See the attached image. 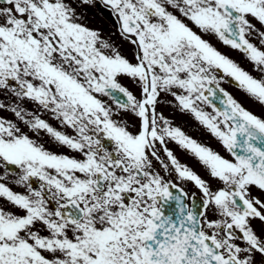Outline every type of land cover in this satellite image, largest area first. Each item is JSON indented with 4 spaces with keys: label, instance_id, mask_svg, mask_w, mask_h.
I'll return each instance as SVG.
<instances>
[{
    "label": "snow or ice",
    "instance_id": "6c2138e0",
    "mask_svg": "<svg viewBox=\"0 0 264 264\" xmlns=\"http://www.w3.org/2000/svg\"><path fill=\"white\" fill-rule=\"evenodd\" d=\"M98 2L131 58L81 22ZM226 79L264 106V0H0V264H264V117Z\"/></svg>",
    "mask_w": 264,
    "mask_h": 264
},
{
    "label": "flooded vegetation",
    "instance_id": "af4514ba",
    "mask_svg": "<svg viewBox=\"0 0 264 264\" xmlns=\"http://www.w3.org/2000/svg\"><path fill=\"white\" fill-rule=\"evenodd\" d=\"M91 7L94 8V12L96 15H98V10L96 6H85L82 7V13H84L86 17V26H88V19L90 17V10ZM101 24V25H100ZM106 20L102 23L99 21V31L103 34L106 30ZM90 27V23H89ZM259 27V25H257ZM116 33V37L119 42L124 43L119 35V32L117 30V27L114 29ZM207 40H210V42L219 50L221 53L227 55L231 59H233L235 62H237L242 68L248 70L253 76H257L258 73L253 71V65L250 63L244 56L243 53H241L239 50H233L230 48V46L223 45L222 42H219L215 37L213 36H205L204 37ZM120 49L123 54L131 58L132 52H131V46L127 43L124 45H119ZM124 84H126L130 90H132L134 93L138 94V90L132 85V82L129 80H124ZM221 87H223L227 92H229L238 102L242 104L243 107H245L246 110H250L257 116L264 117V106H261L259 102H254L253 99H251L244 91L240 90L234 82L230 80H225ZM166 102L162 101V107L161 110L164 112V114L169 117L172 121L174 126L180 127L189 137L194 138L201 144L208 146L209 148L215 150L216 152L220 153L223 156H228V153L224 150L220 142L213 137L203 126H201L191 115L183 114L181 113L177 108L174 106H165ZM45 119H48V117L45 115ZM53 125L56 124V121H50ZM42 142L45 144L46 147L49 149L56 151V152H67L68 150L66 148H57L56 144L49 140L47 136H45L43 133H41ZM168 147L173 150L174 154L177 156L179 161L183 164H186L189 166L192 170L197 172L199 175L202 176L204 179H208V174L205 168L198 162V160L189 154L186 150L181 149L175 142H171L168 144ZM163 155V153H161ZM159 167V165H157ZM213 186H216V182L213 181ZM189 189L193 192H197V195H199L198 191L191 185H188ZM15 191H23L22 188H15Z\"/></svg>",
    "mask_w": 264,
    "mask_h": 264
},
{
    "label": "rangeland",
    "instance_id": "374dc122",
    "mask_svg": "<svg viewBox=\"0 0 264 264\" xmlns=\"http://www.w3.org/2000/svg\"><path fill=\"white\" fill-rule=\"evenodd\" d=\"M6 113H7V112H5V113H2V115H4V114H5V116H6ZM26 131H27V129H26Z\"/></svg>",
    "mask_w": 264,
    "mask_h": 264
}]
</instances>
